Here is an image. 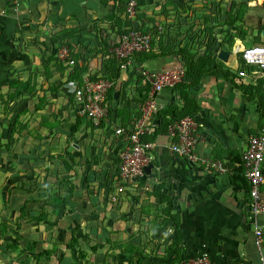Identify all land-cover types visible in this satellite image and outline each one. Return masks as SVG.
<instances>
[{"label":"crops","instance_id":"0c3cea01","mask_svg":"<svg viewBox=\"0 0 264 264\" xmlns=\"http://www.w3.org/2000/svg\"><path fill=\"white\" fill-rule=\"evenodd\" d=\"M255 2L261 6L264 0L252 3L256 5ZM160 4V0H142L135 22H130L124 17L121 4L113 0H18L15 6L9 0H0V113L5 106L13 114L12 131L0 132V168L6 165L14 169L7 187L0 188V204H3L0 217L6 208L9 209L7 205L4 208L7 200L14 209V204L20 206L24 199L47 200L52 205L45 210L51 222L50 214H61L62 219L69 216V211L64 214L63 206L71 208L74 218L92 216L94 219L87 220L85 227L97 236L93 246L98 254L93 260L99 264L107 260L105 254H112L115 260L132 254L127 250H135L133 254L140 260H156L143 252L154 247L150 251L155 256L159 248L156 243L163 237L166 244L171 243L174 233L171 218L175 217L180 231L178 247L182 249L183 258L206 254L215 264H264V216H250L248 185L241 167L248 139L264 126L254 96L260 87L238 77L242 65L229 43V51L220 50L228 53L226 61L218 58L220 51L214 59L229 71V78L198 76L192 87L186 91L182 89L191 105L185 97L174 93L173 88L163 89L156 95L159 110L146 121L151 126L144 136L151 137L155 145L147 179L149 190L128 192L118 203H110L112 208L120 205V211H113L101 203H109L113 176L110 181L91 180L94 172L103 174V170L116 167L123 144L115 130L131 129L140 118L142 99L146 85L149 86L147 78L181 66L175 55L139 62L131 58L124 69L117 70L113 88L106 97V117L98 125L76 116L73 88L84 77L112 72L110 49L117 41L118 27H137L139 31L150 33L152 38L164 32L163 12L158 13L154 27H146L143 21L154 17L153 12L161 7ZM262 15L264 13L257 24L264 28L260 23ZM169 36L163 38L170 40ZM158 37L160 35L155 39ZM61 48L68 49L74 62L72 67L58 59ZM153 51L158 54L160 49ZM10 83L14 84V100L5 105ZM186 106H191L193 118L202 125L196 147L198 157L223 163L231 169L230 174L206 170L200 163L189 165L171 153V141L167 130L159 124V114L165 112L169 119L173 111ZM3 120L0 117V122ZM5 122L4 125L8 123ZM20 123L22 125L16 128ZM42 168L46 170L40 172ZM29 169L35 172L33 176L25 172ZM262 172L264 174V162ZM65 174L70 177L74 189L61 207L53 187L48 188L45 181L56 176L63 178ZM26 181L32 183L34 195L22 189ZM154 185L160 187L159 195H166V202L151 191ZM8 188L11 192L5 196ZM42 188L52 191L51 194ZM260 194L264 201V186ZM85 199L88 201L83 205ZM53 206L57 208L52 210ZM33 209L37 211L36 205ZM100 214L108 216L105 227ZM256 230L261 232L259 247ZM88 243L86 241L84 246ZM112 249L121 254L104 252ZM137 250H141V254Z\"/></svg>","mask_w":264,"mask_h":264},{"label":"built area","instance_id":"2783aa9c","mask_svg":"<svg viewBox=\"0 0 264 264\" xmlns=\"http://www.w3.org/2000/svg\"><path fill=\"white\" fill-rule=\"evenodd\" d=\"M13 6L18 0H9ZM142 0H117L123 7L124 17L135 22L137 8ZM264 26V15L260 18ZM262 43L246 46L237 52L242 60V68L238 71L239 78L249 80L259 85L264 106V32ZM152 36L135 28H126L125 33L117 37V41L111 45L110 53L116 59L123 61L120 69H124L134 54L147 53L152 50ZM58 59L69 67L74 65L68 49L61 48L58 51ZM184 77V70L171 68L163 72L151 75L147 78L149 93L140 109V118L131 129L115 130V135L121 139L122 147L118 154L117 170L113 175V188L110 190V201L115 203L128 192L135 189L144 192L150 189L144 169L152 166L154 161L155 145L146 141L144 136L149 133L151 124L149 121L157 112L155 102L156 95L163 89H172L180 83ZM112 89V83L101 76L94 78L84 77L75 83L72 92V101L75 114L79 118L88 120L93 125H98L106 117V97ZM202 125L193 116H185L172 123L167 129V135L171 141L169 149L179 160L192 165L200 163L206 170L216 171L220 174H230L231 169L217 161H207L198 157L196 152L199 132ZM264 162V126L261 131L248 139L246 149L241 157L243 177L248 185L249 213L253 218L264 216V201L260 190L264 186V174L262 165ZM151 170V169H150ZM256 244L261 243V232L255 231ZM180 264H215L206 254L194 258H183Z\"/></svg>","mask_w":264,"mask_h":264},{"label":"rangeland","instance_id":"374dc122","mask_svg":"<svg viewBox=\"0 0 264 264\" xmlns=\"http://www.w3.org/2000/svg\"><path fill=\"white\" fill-rule=\"evenodd\" d=\"M161 1V7L159 9H156L153 12L154 17L145 18L143 21L145 22L144 25L148 28L154 27L156 23V19L158 18V13L163 12L165 14L164 18V37H169L170 40H165L163 37L160 38V41L158 44H160V47H168L173 46L177 48H186L187 50L192 51V53H196L199 50L203 49L204 46H207L209 43H211L214 39L219 40V44H221V48L224 49V51H229L228 41L227 38L231 35L233 40H237L238 43L240 41V44L243 45H250L253 42L260 41L262 43V39L260 37V31L262 30L261 27L258 26L257 21L258 18L261 16L262 13H264V2L259 6L257 2H255L256 5H254L252 2L256 0H160ZM260 2L261 0H257ZM242 5H245V8L243 9V13L241 14L240 20H235V16H237L240 11ZM245 10V11H244ZM232 17V20H231ZM142 22V20H140ZM226 23L225 26H220L221 23ZM173 34V35H172ZM175 38H172V37ZM237 43V42H236ZM167 44V45H166ZM231 57V56H230ZM2 105V104H1ZM8 108V107H7ZM15 109H18L17 107ZM6 107L4 106L2 114L0 113V117H3L4 120L0 122V132L5 129L9 131V129L12 131V125L11 122L13 120V114H11V111H7ZM8 123L4 125V123ZM4 125V127H2ZM22 124L20 123L16 125V128L20 127ZM5 140V139H4ZM10 158L9 156L7 159ZM11 161V160H10ZM4 165V164H3ZM9 166H4L0 168V188L3 190V188L7 187V183H9L8 179L11 175V171H14V169H9ZM40 172H44L45 170L42 168L39 170ZM58 171V170H57ZM41 176V179L43 177V173L39 174ZM39 178V176H38ZM59 180L62 179V177H58ZM36 180V178H35ZM46 186L48 188L54 187L55 191L58 190L53 183H50L45 181ZM26 185V184H25ZM45 186V185H44ZM69 184L67 182L62 183L61 192H68ZM29 187H33L32 183L29 182ZM44 189V188H43ZM34 191H32L31 194L34 195ZM10 189L8 188L7 191H4L5 196H7L6 193L10 194ZM52 192V191H50ZM3 193V194H4ZM92 193V192H90ZM26 194V193H25ZM64 195V194H63ZM66 196V194H65ZM97 197V196H96ZM135 197V195L133 196ZM108 198V197H107ZM130 199V198H129ZM88 201V199L84 202H82L83 205ZM107 201L109 203H104L101 201L103 207L106 206L108 209H111V204L118 203H112L110 199ZM61 202V201H60ZM111 203V204H110ZM5 205L9 207L6 208L5 216L0 217V225L4 223L6 225L8 232L10 230H15L16 226V219L18 217V209L16 208L19 206V203H15L14 209L10 207L9 200H7L4 203ZM29 206H32L29 204ZM58 206H63L62 203ZM64 207V214L69 211V216L62 219V215L60 214H50L49 221L53 223L51 226L44 225H36L34 223L29 226V234L33 237L34 240H37V243H39V248H49V250L53 253L56 248L63 249L66 245L65 243H71V238L68 236V232L71 230H75L74 237L78 240H84L88 241L89 245L86 246V249H90L92 245H94L95 242H97L96 235L94 238V235L91 233V231H88L86 229V221L89 219H94L92 216L84 218H74L71 216V208ZM55 206H53L54 210ZM125 208V207H124ZM3 209V204H0V212ZM78 210V208H75ZM74 209V210H75ZM50 210V209H49ZM48 210V211H49ZM82 210V209H81ZM113 211L121 210L120 205L114 206L112 208ZM51 211V210H50ZM49 211V212H50ZM61 213V212H60ZM85 214H88V212H85ZM108 212H105V215H107ZM101 217H103V214H100ZM84 216V215H83ZM108 216H104L102 219V222L104 224V227L107 224ZM3 228V227H2ZM2 232V229L0 230ZM18 232L20 235L24 232L23 230L14 231ZM90 233V235L88 234ZM15 233L10 234L9 237H13ZM16 235V234H15ZM93 238V239H92ZM91 243V240H94ZM159 243H156L159 248H157L155 256H152V251L154 247L149 248L145 254L143 252V255H150L151 257H154L156 260H145L144 258L140 260L137 258V256H134V254H130L127 257L119 258L116 257V260L114 259V256L112 254H105L107 260H104L101 264H175L176 259L175 256L172 254V251L174 249L170 247V243L166 244L165 239L160 238ZM31 241V240H30ZM30 241L28 243H30ZM24 240H21L17 242L16 245L21 246L23 244ZM152 242V245L156 246ZM126 251V250H125ZM124 251V253H125ZM129 251V250H128ZM105 253H113V254H121V251H115L112 249L111 251H104ZM54 254V253H53ZM98 254V252H97ZM96 254V255H97ZM154 255V254H153ZM75 258L74 261H71V252L65 251V258L68 259V264H99L96 263V261H91L90 258L93 255H89L87 259L80 258L79 255L75 254L73 255ZM111 259V262L109 261V257ZM112 256V257H111ZM131 257V258H129ZM143 257V256H141ZM157 257V258H156ZM169 257V258H168ZM47 262L46 264H57L56 256L51 255L50 258H46ZM89 263H88V262ZM177 264H180V261H177ZM0 264H28V260L25 258V256H20L17 259L11 260H1Z\"/></svg>","mask_w":264,"mask_h":264},{"label":"trees","instance_id":"16d2710c","mask_svg":"<svg viewBox=\"0 0 264 264\" xmlns=\"http://www.w3.org/2000/svg\"><path fill=\"white\" fill-rule=\"evenodd\" d=\"M113 1H117V0H113ZM241 11L240 13L235 16V20H240L241 18V14L243 13V9L245 8V5H242L241 7ZM245 11V10H244ZM232 20V17H231ZM124 25V24H123ZM226 23H221L220 26H225ZM135 29H139L137 27H133ZM264 31V28H262V30L260 31V35L261 32ZM122 33H125V29L123 28V26L118 27V32H116L115 36H120L122 35ZM164 32L160 31L159 33H157L158 35H160V37H158V39H155L156 36H154L152 38V50H150L147 53H137L134 54L132 56V59H135L136 61H141L143 59H150L156 56H164V55H175L180 63L181 68L184 70V77L182 79V81L178 84H176L172 91L174 93H179L180 97H185L184 100L188 102L189 105L192 104V102H190L191 100H189L188 98H186V96L183 94L182 89H185V91L189 88L192 87V83L197 82V77L198 76H207V75H219L223 78H229V71H227L226 69H223V67H221L220 64H216L214 62V59L216 58V53L218 51H220L221 48V44H219V40L218 39H214L211 43H209L207 46H204L203 49L199 50L196 53H192V51L187 50L186 48H177V47H173V46H165V42L163 47H160L158 44L159 42V38L164 37ZM262 39V38H261ZM227 43H229L230 48L236 44V42L238 43V41L233 40L232 36L230 35L227 38ZM240 43V42H239ZM260 41H256L253 42L252 44H259ZM167 45V44H166ZM156 49H160V52L158 54H155L153 50ZM111 56V60L109 59L110 62H112V72L110 73H104L101 75V77L103 78H107L112 84L113 80L117 77V70L119 69L121 63L123 61L116 59L113 55ZM239 62L240 65H242V60L239 57ZM219 65V66H218ZM107 72V71H106ZM94 78V77H93ZM190 81V83H188ZM13 83H10V90L8 92V94L6 95V101L5 105L10 104L13 100H14V87H13ZM147 86V90L144 92V98L142 99V102L145 101L148 93H149V86ZM113 88V87H112ZM111 91V89H110ZM110 91L108 93H110ZM108 93H107V97H108ZM255 98H257V108L259 109V113H260V117L263 118L264 120V106H263V99H262V94L259 91L258 93H256ZM110 97V94H109ZM171 118L167 119L166 118V114L165 112H163L162 114H159V118H160V126L162 128H165L166 130L168 129V127L174 123L175 121L180 120L181 118L185 117V116H192V108L191 106H186L184 107L182 110L180 111H173L171 114ZM264 122V121H263ZM145 137L144 139L146 141H150L151 137ZM67 156H70L68 153H65ZM11 157H13V155L10 154ZM59 157V156H58ZM60 159V157H59ZM70 160H72V157L70 158ZM118 164V163H117ZM117 164L116 167L114 168H110V169H106L103 170V174H99L94 172L91 176V180L93 182H97L98 180H102V181H110L112 176L115 174V171L117 170ZM153 164V163H152ZM68 167V166H67ZM69 169V168H68ZM46 170V169H45ZM67 170V169H66ZM28 176H33V174L35 173L33 170H27L25 171ZM101 175V176H100ZM242 175V174H241ZM47 178V177H46ZM149 179V176L146 177V180ZM245 180V178H243ZM48 181L54 183L55 187L58 189L56 190L55 193H53L60 201L63 205L66 204L67 198H69L71 195L74 186L73 184H71V180L70 177L65 174L63 176V178L61 180L58 179V176H56L55 179L53 180H49ZM71 181V182H70ZM246 181V180H245ZM29 182L30 181H26L22 184V189L24 190V192L26 193H30L31 191H33V187H29ZM67 182L69 184V193L68 192H61V186L62 183ZM26 184V185H25ZM33 186V185H32ZM42 190L46 191L47 193H50V190L48 189H43ZM53 190L55 191L54 187ZM160 187H156L155 185L152 188V192L154 194H158L160 191ZM66 194V196H62L61 194ZM51 194V193H50ZM158 198L160 200H164L166 202V195L162 193V195L158 194ZM32 205V206H29ZM167 204H169V206L167 207L168 209L171 208L170 203L167 202ZM34 205H36L37 207V211L35 212L33 207ZM52 208V205L48 204V201L45 199H24L22 201V203L20 204V206H18V217L16 219V228L15 230H10V232H8V229L6 227V225H4V223H2L0 225V230L2 229V232L0 231V259L3 260H11L13 261L14 259H17L20 256H25V258L28 260V264H46L44 262V260L46 258H50L51 255H55L56 256V261L57 264H63L64 262H67L68 259L65 258V251H70L71 252V261H74L73 259L75 258L73 255L77 254L80 256V258H84L87 259V257L89 255H96L98 252V249L96 248V246H91L90 249H86V247L84 246V243L86 241L84 240H78L74 237V232L75 230H71L68 233V236L71 238V243H65L66 245L64 246L63 249H58L56 248L55 251H53V253L49 250V248H39V243H37V240H34L33 237L29 234V226H31L32 223L38 225H44L46 224L47 226H51L53 225V223L47 221V213L45 210H47L48 207ZM2 216L4 217L5 214L3 213ZM174 221V233L173 235H171V243H170V247H172L174 249V251H172V254L175 256L176 262L175 264H177V261H181L182 260V249L180 247H178L179 241H180V231L178 228V222L176 220L175 217L171 218ZM92 225V223L90 224ZM3 227V228H2ZM90 228V227H89ZM19 230H23L26 233L23 234H19L18 232H14V231H19ZM14 234L13 237H9L10 234ZM95 235V234H93ZM24 240L22 247L16 245L17 242ZM31 240V241H30ZM30 241V243H28ZM93 241L91 240V243ZM95 244V243H94ZM89 245V243H88ZM128 253H133L135 252V250H127ZM141 250H137L138 254H141ZM95 258V256H91L90 258V262L94 261L93 259ZM95 262V261H94Z\"/></svg>","mask_w":264,"mask_h":264},{"label":"water","instance_id":"95a60500","mask_svg":"<svg viewBox=\"0 0 264 264\" xmlns=\"http://www.w3.org/2000/svg\"><path fill=\"white\" fill-rule=\"evenodd\" d=\"M227 57H228V53H227V52L220 51V52L218 53V58H219L220 60H222V61H226ZM150 169H151V166H147V167L144 169L145 174L148 175V176H149V174H150Z\"/></svg>","mask_w":264,"mask_h":264},{"label":"bare ground","instance_id":"6f19581e","mask_svg":"<svg viewBox=\"0 0 264 264\" xmlns=\"http://www.w3.org/2000/svg\"><path fill=\"white\" fill-rule=\"evenodd\" d=\"M250 45H253V44H250ZM250 45H243V44H240V43H236L231 48H232L233 52H238V51H240L242 49V47L250 46Z\"/></svg>","mask_w":264,"mask_h":264}]
</instances>
